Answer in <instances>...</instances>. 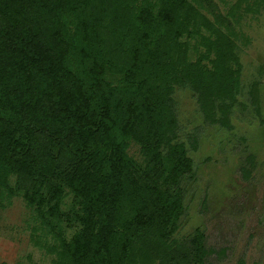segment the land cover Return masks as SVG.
<instances>
[{
  "label": "trees",
  "instance_id": "16d2710c",
  "mask_svg": "<svg viewBox=\"0 0 264 264\" xmlns=\"http://www.w3.org/2000/svg\"><path fill=\"white\" fill-rule=\"evenodd\" d=\"M230 12L211 0H0V187L13 174L42 209L71 194L78 227L56 264H203L212 252L200 231L172 239L192 161L171 102L187 81L205 120L227 122L240 75L221 29Z\"/></svg>",
  "mask_w": 264,
  "mask_h": 264
},
{
  "label": "rangeland",
  "instance_id": "374dc122",
  "mask_svg": "<svg viewBox=\"0 0 264 264\" xmlns=\"http://www.w3.org/2000/svg\"><path fill=\"white\" fill-rule=\"evenodd\" d=\"M211 1L224 14L235 11L230 29H221L235 45L239 85L225 124L205 120L187 81L173 87L175 141L183 143L192 164L174 189L183 211L172 239L183 243L202 232L204 246L212 249L203 264H264V0ZM128 153L138 159V146L131 143ZM3 183L0 264H56L60 239L69 241L78 227L71 194L46 210L26 203L13 174Z\"/></svg>",
  "mask_w": 264,
  "mask_h": 264
}]
</instances>
